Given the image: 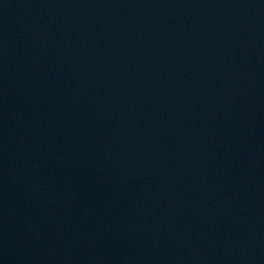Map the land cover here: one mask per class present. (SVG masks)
<instances>
[{
    "label": "water",
    "instance_id": "obj_1",
    "mask_svg": "<svg viewBox=\"0 0 264 264\" xmlns=\"http://www.w3.org/2000/svg\"><path fill=\"white\" fill-rule=\"evenodd\" d=\"M0 264H264V0H0Z\"/></svg>",
    "mask_w": 264,
    "mask_h": 264
}]
</instances>
